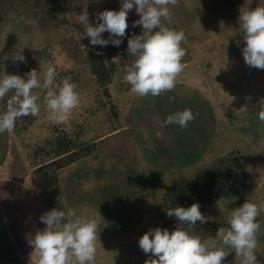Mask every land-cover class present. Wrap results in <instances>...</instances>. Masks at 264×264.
Returning <instances> with one entry per match:
<instances>
[{"label": "rangeland", "instance_id": "1", "mask_svg": "<svg viewBox=\"0 0 264 264\" xmlns=\"http://www.w3.org/2000/svg\"><path fill=\"white\" fill-rule=\"evenodd\" d=\"M121 3L0 0V77L27 79L25 74L32 69L42 72L52 64L58 73L56 82L69 79L78 85L80 95V105L68 120L55 124L47 119L43 106L46 91L33 90L40 96V115L21 117L12 133L0 134L1 189L29 191L44 213L86 205L99 224L95 264H145L154 259L140 249V237L152 228L172 232L177 227L176 221L165 222L158 216L162 193L211 167L230 164L237 188L228 197L205 202V209L224 221L209 238H215L220 227H228L231 211L247 200L264 203V122L258 118L264 104V70L245 63L238 19L241 8L264 7V0H178L176 6L169 5L172 22L163 23L186 35L181 45L186 49L184 71L173 91L157 97L132 93L123 77L133 57L127 50L122 52L121 44L93 46L78 23V16L87 12L96 26L97 13L119 11ZM139 18L134 5L128 24ZM102 38L109 39V33ZM91 47L102 53L98 58L106 69L112 57L125 54L119 65L112 64L106 80H98L90 67ZM21 49L26 63L14 61ZM13 94L0 101V113ZM170 97L177 110L190 109L195 117L182 129L181 145L169 136L171 126L164 124ZM56 139L74 149L65 152L67 156L49 154L57 150ZM178 147L190 151L192 160L176 163ZM58 157L64 166L55 171L54 183L38 190L37 183L52 173V166L45 164ZM13 198V203L0 205V222L20 231L11 232L9 239L19 256L15 261L0 259V264H30L29 242L46 225L28 221L31 216L21 218L22 195ZM120 208L126 217H120ZM257 219L261 228L256 256L258 264H264V210ZM229 257L231 264H241L234 252Z\"/></svg>", "mask_w": 264, "mask_h": 264}, {"label": "clouds", "instance_id": "2", "mask_svg": "<svg viewBox=\"0 0 264 264\" xmlns=\"http://www.w3.org/2000/svg\"><path fill=\"white\" fill-rule=\"evenodd\" d=\"M177 2L122 0L119 11L104 10L97 13L96 26L89 22L87 12L78 16V23L83 26L93 46H107L111 43L119 47L129 27L128 14L135 5L140 18L133 23V27L141 26L142 34H134L128 39L127 52L133 61L125 68L123 79L130 85V91L139 97H157L173 91L178 77L184 71L182 60L186 49L181 45L186 41L185 32L163 23L167 21L171 24L169 5L176 6ZM238 19L245 41L241 50L245 63L264 70V7L241 8ZM105 32L109 33V39L102 38ZM14 61L26 63L22 49ZM111 63L119 65L121 57H112ZM25 75L27 79L8 74L0 77V101L10 92L14 93L7 99L6 110L0 113V134L6 131L12 133L16 121L21 117L40 115V96L34 94V89L46 91L43 106L48 112L47 119L55 124L65 123L80 105L78 85L69 79H63L58 84V73L54 65L48 64L42 72L32 69ZM169 99L171 101L173 98ZM246 99L250 101L251 97ZM194 118L190 109H184L169 115L164 124L187 128ZM258 118L264 122V104H261ZM262 210L264 203L247 200L231 211L227 220L228 227H220L215 238L204 240L195 234L197 221L204 224L214 218L204 216L198 203L187 208H169L166 215L177 219L176 229L169 232L168 229L152 228L138 241L145 254L150 253L155 257L146 260L145 264H223L230 252L241 258V264H258L257 234L261 224L257 218ZM88 213L89 209L85 205L79 210L54 208L41 215L40 220L46 227L37 231L29 242L33 249L30 264H95L100 231L98 222Z\"/></svg>", "mask_w": 264, "mask_h": 264}, {"label": "trees", "instance_id": "3", "mask_svg": "<svg viewBox=\"0 0 264 264\" xmlns=\"http://www.w3.org/2000/svg\"><path fill=\"white\" fill-rule=\"evenodd\" d=\"M140 35L142 34V27L137 25L133 27V24L129 25V27L126 29V35L122 38L121 46L123 48L122 52H125L127 50V44L128 39L131 38L133 35ZM99 52L98 48L91 47L88 48L87 51V58L90 64V67L92 68L93 73L96 75V78L98 80H106L108 78V75L111 73V66L112 63H110V68L106 69L103 65L102 59L100 60L98 58V55L96 54ZM121 57V62L123 61L122 58L125 57V54L122 53L119 55ZM96 62L97 65L95 64ZM111 62V61H110ZM169 110L165 113V119L171 114H174L179 111L176 108L178 106L175 105V102L170 101L168 104ZM170 137L178 138L179 142L178 144L181 145L183 139L180 137H183L182 129L179 125L171 124L170 125ZM186 131V129H184ZM186 135V133L184 134ZM187 136V135H186ZM172 139V138H171ZM174 140V139H172ZM56 144V151H52L49 154L59 156L60 153H65L68 151H71L74 149V145L66 146V144H62L60 140H55ZM85 150V149H83ZM87 152V150H86ZM190 151L186 150L185 148H177V158L176 163L181 162L187 163L188 159L192 160L193 155ZM65 153V156H67ZM83 155H86L84 153ZM54 156V157H55ZM63 158L58 157L55 160H52L50 162H47L45 165L52 166L49 168V173L52 171L51 175L44 179L45 182L41 181L37 183V189L38 190H46L52 183H54L55 180V171L59 168H61L63 165V162H61ZM186 159V160H185ZM66 164V163H65ZM230 164H220L218 166L211 167L210 169L196 174L193 178L190 180H184L181 184L178 185H170L167 187V189L162 193L161 200L159 202V208H158V216L164 220L165 222L168 221H176L175 226L178 224V221L175 217H168L166 215V211L169 208H174L176 206L181 207H190L193 203H198L200 205V211L204 216H211L214 218V220H210L205 222L204 224H200L199 221H197V225L195 226V234L202 237V239H207L211 236H213L214 232L217 230L219 225H224V221L220 217L219 214H216L214 211L210 212L209 209H205V202L206 201H215L217 199L228 197L232 195L236 188L237 184L235 182V177H233L230 171ZM43 178L46 177V174H41ZM49 180H52L49 181ZM1 184V183H0ZM3 184V183H2ZM2 184L0 185V205L4 204H10L13 203L15 199L13 198L15 195H22V210L20 212V217L25 216H31V219L28 221H32L35 224L37 223L38 226H41V220L40 217L43 215L42 210L40 209V206L37 202V199L34 197L33 194H31L29 191L21 190L19 188H15L14 190H6L1 189ZM22 192H21V191ZM119 215L120 217H126V211L122 210V208L119 209ZM206 212V213H205ZM120 222V221H119ZM11 226V228H10ZM10 229V230H9ZM7 231L8 234L5 235L3 231ZM15 228L12 224H8L3 227V225L0 222V259H7L11 261L17 260L18 254L17 250L14 246V243L8 238L11 232H15ZM19 233L20 231H16V233ZM11 236V235H10ZM24 235H22L20 238H23ZM232 258H225L223 261V264H231Z\"/></svg>", "mask_w": 264, "mask_h": 264}, {"label": "crops", "instance_id": "4", "mask_svg": "<svg viewBox=\"0 0 264 264\" xmlns=\"http://www.w3.org/2000/svg\"><path fill=\"white\" fill-rule=\"evenodd\" d=\"M41 210H42V209H41ZM42 212H43V210H42ZM43 214H44V212H43ZM41 226L43 227V222L41 223ZM5 231H6V230H5ZM6 234H8L7 231H6ZM11 238H13V237L10 236V239H11ZM17 253H18V252H17ZM26 255H27V254H26ZM18 256H19V255H18Z\"/></svg>", "mask_w": 264, "mask_h": 264}]
</instances>
